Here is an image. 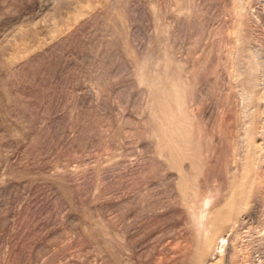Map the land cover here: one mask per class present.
<instances>
[{"label": "rangeland", "instance_id": "374dc122", "mask_svg": "<svg viewBox=\"0 0 264 264\" xmlns=\"http://www.w3.org/2000/svg\"><path fill=\"white\" fill-rule=\"evenodd\" d=\"M155 70L183 85L199 198L248 169L212 263L264 264V0H0V264L190 262Z\"/></svg>", "mask_w": 264, "mask_h": 264}, {"label": "bare ground", "instance_id": "6f19581e", "mask_svg": "<svg viewBox=\"0 0 264 264\" xmlns=\"http://www.w3.org/2000/svg\"><path fill=\"white\" fill-rule=\"evenodd\" d=\"M156 73L157 75L150 77L141 73L139 82L145 84L150 91L151 113L155 121L153 132L159 143L158 149L161 152L159 154L166 156L165 161L168 162L170 169L175 170L178 175L176 188L180 192L184 211L193 224L195 244L193 243V252L190 253V262L187 263L213 264L216 249L220 248L217 245H223L224 240L217 239L222 238L221 234L226 229L236 226L242 213L250 208L248 169L243 171L240 180H230L228 191L222 197L217 199L215 194H207L199 198V190L195 183L200 173V158L192 147L193 119L192 115L187 114L184 106L183 85L177 81H169L168 73L165 71ZM251 150L249 144L248 155ZM185 164L192 167L190 168L192 171H188L189 167L187 168ZM214 198L217 200L221 198V201L217 203ZM206 205L210 207H205Z\"/></svg>", "mask_w": 264, "mask_h": 264}]
</instances>
